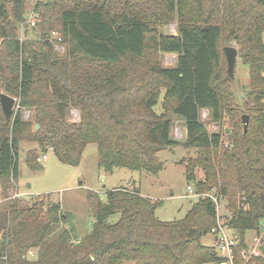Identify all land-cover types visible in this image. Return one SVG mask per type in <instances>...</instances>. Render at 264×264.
I'll return each instance as SVG.
<instances>
[{"label": "trees", "instance_id": "16d2710c", "mask_svg": "<svg viewBox=\"0 0 264 264\" xmlns=\"http://www.w3.org/2000/svg\"><path fill=\"white\" fill-rule=\"evenodd\" d=\"M25 7V0H0V94L33 117L25 120L18 109L7 120L0 101V188L9 198L0 203V264H220L226 259L216 246L203 242L219 219L238 238L234 264H264L263 254L243 256L248 230L259 232L264 218V0H36L34 39L20 35ZM173 20L177 34L161 30ZM54 31L67 44L64 53L55 50ZM233 44L250 69L243 103L227 78L224 47ZM163 53L177 54L176 65L164 66ZM71 108L78 120L69 118ZM202 109L229 122L230 144L220 146L222 133L207 129ZM175 116L187 128L184 142L172 135ZM26 140L38 144L25 157L34 170L43 169L40 150L77 166L96 143L106 172L159 174L160 151L194 147L199 155L186 165L188 179L202 168L197 190L218 187L232 214L222 219L201 195L183 218L164 221L156 216L163 201L138 187H114L81 237L57 195L33 203L10 197Z\"/></svg>", "mask_w": 264, "mask_h": 264}, {"label": "rangeland", "instance_id": "374dc122", "mask_svg": "<svg viewBox=\"0 0 264 264\" xmlns=\"http://www.w3.org/2000/svg\"><path fill=\"white\" fill-rule=\"evenodd\" d=\"M25 2V12L29 20L33 15V6L36 0H25ZM29 24L30 22L24 21L20 25V35L23 39L37 38L38 31L31 28ZM161 30L177 34V21L173 20L171 23L162 25ZM58 35L59 33L53 35V37ZM61 45L60 48H57V51L64 53L67 49V44L62 42ZM177 59L178 55L175 53H163L161 55V61L164 66H175ZM249 73V66L244 64L238 55L234 77H230L229 84L235 94L236 100L240 103H243L246 98V90L249 87L250 81ZM18 109H21L25 120L29 122L33 120L30 108L25 106L20 108V103L17 99L14 113ZM69 118L71 120H78L79 110L71 108L69 110ZM174 119L172 135L175 139L184 142L187 137V128L180 118L175 116ZM201 120L205 122L210 132L219 131L222 133L220 146L231 143L230 134L233 129L230 127L228 121L221 124L215 122L211 117L209 109L201 110ZM36 147H38L37 142L33 140H26L21 143L19 151V176L18 180L14 182L16 187L11 189L9 194L14 195L17 193L18 197L25 203L41 200V198L49 193L57 195V199L61 202L63 210L73 213V223L76 226L77 233L81 237L91 231L96 219V205L99 200L103 202L108 200L107 191L109 189L122 186L129 189L138 187L142 195L155 201H163L162 206L156 210V216L161 220L171 221L183 218L192 207V204L198 200L196 196H188V185L197 184V181L205 176L204 170L197 166L195 167V180L190 181L188 179L186 165L191 160H195L199 153L196 148L184 145L168 147L158 153L160 160L164 163V168L159 174L128 168H117L114 172H106L99 166L96 143L88 144L82 161L77 166L61 162L51 148L47 151L40 150L39 157H42L43 154H48V157L40 161L38 157L37 161L42 164L43 169L34 170L28 166L25 157L28 150ZM7 199L9 198L3 195L0 188V203L5 202ZM191 200L193 201L191 202ZM43 207L44 209L46 208L45 205ZM218 214L222 219L224 215L232 214L228 197H223ZM118 219L119 214L108 218L110 222H115ZM255 234L254 230H248L247 232L246 241L249 247L254 245L253 238ZM203 242L205 244H214L212 234L205 236ZM35 255L36 251L31 250L29 253L30 258H34Z\"/></svg>", "mask_w": 264, "mask_h": 264}, {"label": "built area", "instance_id": "2783aa9c", "mask_svg": "<svg viewBox=\"0 0 264 264\" xmlns=\"http://www.w3.org/2000/svg\"><path fill=\"white\" fill-rule=\"evenodd\" d=\"M28 22H30L29 26L34 27L36 24V14L29 18ZM53 35H57V32L54 31ZM61 36H52L51 41L54 43L55 49L60 48L61 45ZM214 132V131H212ZM48 154H43L42 157H39V161L41 159L47 158ZM189 195L188 196H208L210 197L217 205V209L220 207V203L224 196L220 194V190L218 187H213L211 191L199 192L196 188V184L188 185ZM19 195L15 193L11 195V198H17ZM220 216V215H219ZM213 236H215L214 245L217 248L218 253L226 259L223 263L225 264H234V250L238 245L239 241L235 233L232 229L229 228L227 224H224L221 219L218 221V225L212 229ZM254 245L252 247H246L243 251V256L246 259L254 255L262 254L260 251V246L264 243V218L262 219L259 227V232H257L253 238Z\"/></svg>", "mask_w": 264, "mask_h": 264}, {"label": "water", "instance_id": "95a60500", "mask_svg": "<svg viewBox=\"0 0 264 264\" xmlns=\"http://www.w3.org/2000/svg\"><path fill=\"white\" fill-rule=\"evenodd\" d=\"M228 62V77L233 78L236 68L237 58L239 55L238 47L236 45H227L224 47ZM0 101L2 104L3 113L7 120H9L14 114V107L16 105L17 99L14 96H11L7 93L2 92L0 94ZM242 119L244 122V132H247L249 126V115L243 114ZM39 127V124H36V128ZM229 131V130H227ZM193 200H191L192 202ZM260 251L264 255V243L260 246Z\"/></svg>", "mask_w": 264, "mask_h": 264}, {"label": "crops", "instance_id": "0c3cea01", "mask_svg": "<svg viewBox=\"0 0 264 264\" xmlns=\"http://www.w3.org/2000/svg\"><path fill=\"white\" fill-rule=\"evenodd\" d=\"M38 145V144H37ZM213 236V235H212ZM214 240H215V236H213ZM221 264H225V263H221Z\"/></svg>", "mask_w": 264, "mask_h": 264}]
</instances>
